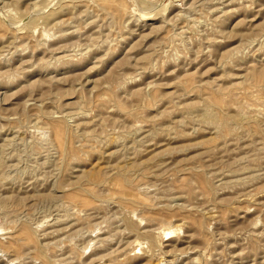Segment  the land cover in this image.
I'll return each instance as SVG.
<instances>
[{"label":"rangeland","instance_id":"1","mask_svg":"<svg viewBox=\"0 0 264 264\" xmlns=\"http://www.w3.org/2000/svg\"><path fill=\"white\" fill-rule=\"evenodd\" d=\"M0 264H264V0H0Z\"/></svg>","mask_w":264,"mask_h":264}]
</instances>
